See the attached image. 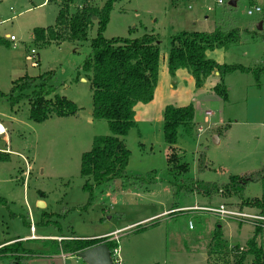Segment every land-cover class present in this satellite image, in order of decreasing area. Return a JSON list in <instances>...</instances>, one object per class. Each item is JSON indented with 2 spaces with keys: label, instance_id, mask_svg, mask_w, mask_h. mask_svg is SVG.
<instances>
[{
  "label": "rangeland",
  "instance_id": "rangeland-1",
  "mask_svg": "<svg viewBox=\"0 0 264 264\" xmlns=\"http://www.w3.org/2000/svg\"><path fill=\"white\" fill-rule=\"evenodd\" d=\"M44 1L0 0V121L9 129L12 149L7 160H0V242L31 235L33 224L36 236L73 235L83 239L121 228L112 236L118 238L123 264H215L220 254L245 252L250 253V261L255 253L264 251L257 240L264 235V225L253 218L222 219L193 209L197 205L225 204L229 209L258 213L257 208L243 205L242 198H228L221 193L213 198L196 193L176 198L170 175L173 164L168 163L175 154L177 162L188 164L189 176L219 183L264 165L261 37L243 32L242 40L229 49L206 52L208 58L220 63L242 64L255 72L236 70L223 80L213 74L198 87L188 68H180L175 74L168 69L173 34L212 31L217 22L227 19L234 20L241 29L252 27L258 32L263 29L257 27L260 21L256 24L261 12L248 11L255 6L253 1L262 5L264 0H235V6L230 5L231 0L114 2L104 31L106 37H136L154 31L160 40L154 97L136 105V125L121 137L131 151L129 175L145 177L155 170L156 180L141 183L134 178L117 179L94 184L91 191L84 189L87 178L81 174L82 155L91 150L96 136L111 134L106 120L93 118L91 73L84 68L85 59L92 53L91 40L98 33V22H94L85 41L37 43L34 28L54 25L64 4L63 0ZM85 2L103 6L107 0H74L71 11L80 10ZM10 35L16 37L15 42ZM31 49L39 54L37 64H33ZM24 75L34 77L37 84L48 78L53 87L49 97L65 95L78 105L79 112L70 116L52 114L42 122L32 120L28 99L19 92L11 95L14 81ZM215 84L218 90L227 88V101L216 94ZM25 93L31 94L32 89ZM191 103L196 110L191 131L180 127L178 142L170 149L163 130L165 107ZM200 126L203 131H199ZM214 135L219 136L218 142ZM202 151L206 152L207 167L200 171L198 158ZM255 196H264L262 182L247 186L244 197ZM39 200L46 203L39 205ZM160 212L163 214L152 217ZM190 219L195 223L193 229L188 227ZM231 229L247 230L251 238L241 245L229 236ZM48 241L33 238L22 242L26 248L48 253L52 249ZM66 261L86 264L77 255ZM0 264L10 263L0 259Z\"/></svg>",
  "mask_w": 264,
  "mask_h": 264
},
{
  "label": "trees",
  "instance_id": "trees-1",
  "mask_svg": "<svg viewBox=\"0 0 264 264\" xmlns=\"http://www.w3.org/2000/svg\"><path fill=\"white\" fill-rule=\"evenodd\" d=\"M59 14L54 25L47 27H35L34 38L37 43L44 44L50 41L58 42H82L88 37L90 28L94 22H98V33L91 40L92 53L85 59L84 68L91 73L93 118L106 120L111 134L96 136L91 150L82 155L81 174L87 178L84 189L93 190L94 184L100 185L117 179L137 182H155V170L149 171L144 177L131 176L128 173V165L131 151L121 137L128 134L136 125L135 107L139 102L147 103L154 97V91L159 79L160 40L157 34L145 32L136 37H112L104 35V31L110 20V14L116 0H107L103 6L85 2L80 10L71 11V3L74 0H63ZM231 6L236 5L235 0L230 1ZM253 5H258L253 1ZM219 21L212 31L183 30L171 36L168 56V69L175 74L180 68H188L195 78L198 87L203 86L206 79L218 72L223 80L224 76L236 70L253 71L242 64L220 63L207 57V50L214 48L229 49L231 45L242 40V33H257L264 43V3L261 5V21L263 29L255 31L249 27L241 29L236 26L234 20ZM1 41V40H0ZM264 69V67H263ZM264 73V72H262ZM259 78L258 73H256ZM218 84L214 87L216 94L223 100H228L227 88L218 90ZM32 89V93H25ZM19 92L21 97L28 99L30 104V118L36 122L48 119L52 114L57 116L76 115L80 108L65 95H55L53 87L48 84V78H43L39 84L36 79L24 75L14 81L11 95ZM18 97V96H17ZM196 110L194 105L175 106L169 104L164 110V138L173 148L179 137L180 127L187 132L191 131V123L194 121ZM8 153H0V160H7ZM172 165L170 175L173 177L171 186L176 198L201 194L213 198L218 194L225 197H239L243 199V205L257 208L264 214V196L245 198L247 186L252 182H262L264 185V165L253 171L241 175L230 176L227 183L203 181L189 176L188 164L177 162L175 154L168 158ZM207 167L206 152L202 151L198 158V168L203 171ZM61 240L51 239V254H71L105 242L110 249L118 246L116 240L109 237L96 238H65ZM45 251L29 249L24 246L22 240L14 241L0 247V259L8 260L10 264H29L35 257L45 256ZM250 253L220 254L214 259L215 264H264V251L253 255L248 261Z\"/></svg>",
  "mask_w": 264,
  "mask_h": 264
},
{
  "label": "built area",
  "instance_id": "built-area-1",
  "mask_svg": "<svg viewBox=\"0 0 264 264\" xmlns=\"http://www.w3.org/2000/svg\"><path fill=\"white\" fill-rule=\"evenodd\" d=\"M222 0H219V2H221ZM250 14H253L254 12H261V5H255L253 8L249 9L248 11ZM10 40L15 42L16 41V37L14 35H10ZM14 46H16V43H14ZM31 58L34 63H39V54L37 52V50L35 49H31ZM208 114V113H207ZM211 114V113H209ZM208 114V115H209ZM211 116V115H209ZM199 131H203V128L200 126ZM9 129L8 127L2 122L0 121V153H11L12 149L10 147V139H9V135H8ZM4 144V146H3ZM193 209H198V210H204L206 212H210L214 215H218L220 216L222 219L224 218H228L230 216H238V217H249V218H253L252 220H254L257 223H261L264 225V214H261L260 212L258 213H248L245 211H241V210H233V209H229L228 207H226L225 204H221L217 207H213V206H194ZM195 226V223L192 219L189 220L188 223V227L189 229H193ZM31 229L32 231H34V225H31ZM104 237H109L110 240H116L118 242V238L117 237H113L112 234H108L105 235ZM63 237H60L59 240H61ZM119 243V242H118ZM111 250V255H112V259L114 261L115 264H123V260L120 254V247L115 246L113 247V249Z\"/></svg>",
  "mask_w": 264,
  "mask_h": 264
},
{
  "label": "crops",
  "instance_id": "crops-1",
  "mask_svg": "<svg viewBox=\"0 0 264 264\" xmlns=\"http://www.w3.org/2000/svg\"><path fill=\"white\" fill-rule=\"evenodd\" d=\"M47 0H45L44 2H46ZM146 32H149V31H146ZM152 33L155 34L154 31H151ZM145 33V32H144ZM143 33V34H144ZM214 75H217L219 76V73L218 72H214L213 73ZM211 74V75H213ZM220 78H218V81H219ZM217 81V82H218ZM216 85V84H215ZM214 85V86H215ZM91 120V119H90ZM40 202V200L38 201V203ZM46 203V202H44ZM165 212V211H163ZM163 212H160L152 217H156V216H159L161 214H163ZM151 217V218H152ZM124 228V227H122ZM223 229L225 228V226L222 227ZM232 228V227H231ZM243 228V227H242ZM121 228L119 229H116V230H112L110 232H107V233H104L102 235H97V236H93V238H96V237H104L105 235H108V234H112V233H116L117 231H119ZM33 233L31 235H27V236H23V237H18V238H13V239H7L5 240L4 242H0V247L5 245V244H8V243H11V242H14V241H18V240H22V241H26V240H31L33 238H39V239H42V240H51V239H57L59 240L58 238L62 237V236H57V235H52V234H39L38 236H36V227L34 226V231H32ZM229 236L231 238H233V241H237L238 243H241V245H246L247 241L251 238L247 232V230L243 231V230H233L231 229L230 230V233H229ZM65 237H68V236H65ZM64 238V237H63ZM258 242H259V245L264 249V235L263 237L260 236V238L258 237ZM232 241V242H233ZM47 245V243H46ZM48 252V251H47ZM50 252L46 253L45 256H41V257H35V258H32L29 262V264H55L54 260H60L62 262V264H68L67 263V259L69 257H71V254H65V253H60V254H49ZM47 262L43 263L41 262V260H44ZM6 260V259H5ZM251 261V260H250Z\"/></svg>",
  "mask_w": 264,
  "mask_h": 264
},
{
  "label": "water",
  "instance_id": "water-1",
  "mask_svg": "<svg viewBox=\"0 0 264 264\" xmlns=\"http://www.w3.org/2000/svg\"><path fill=\"white\" fill-rule=\"evenodd\" d=\"M257 27L258 29L262 28L261 21ZM214 141H219L218 135H214ZM38 204L44 205V202L40 201ZM76 255L80 257L86 264H115L112 259L111 250L105 242L88 247L78 252Z\"/></svg>",
  "mask_w": 264,
  "mask_h": 264
}]
</instances>
